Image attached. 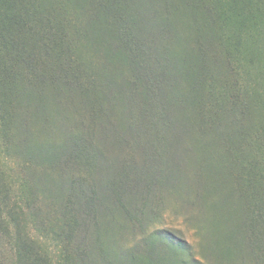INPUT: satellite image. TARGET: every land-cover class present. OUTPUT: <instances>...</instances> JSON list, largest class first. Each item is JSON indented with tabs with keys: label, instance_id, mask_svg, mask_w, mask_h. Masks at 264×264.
<instances>
[{
	"label": "trees",
	"instance_id": "trees-1",
	"mask_svg": "<svg viewBox=\"0 0 264 264\" xmlns=\"http://www.w3.org/2000/svg\"><path fill=\"white\" fill-rule=\"evenodd\" d=\"M157 1L158 11L149 6V0H138V2L135 0H0V108H3L0 117V135L7 138L6 127L10 125L15 116L13 101L20 102L18 106L30 105L33 109L44 95L45 83L41 80L44 72L36 68L38 61L34 58V54H45L50 58L63 59L62 53L66 52L67 48L62 44L59 22H56L59 16L58 11L61 9L57 7L70 3L79 13L86 14L87 10H90L95 15V21L83 31L82 39L88 45L93 44L94 49H104L109 57L111 56L110 50L114 49L115 52L112 54L115 60L121 63L130 64L129 60H131L132 64L129 68L131 72L127 71L128 77L123 79L124 89L128 86L139 91L147 79L148 84H144L146 92L143 98L140 92L133 94L131 91L127 96L125 95L126 100L122 113L130 118L129 133L132 134L138 130L140 141L143 143L145 140L149 141L159 157L175 145L180 146L185 136L188 140L189 135L192 134L191 126L192 129L194 127L190 123L191 113H188L190 114L189 119L185 120L186 131L183 128L182 136L178 139L173 133L175 128L168 117L170 113H168L167 103L160 90L158 96L164 99L162 104L155 95L152 97V89L155 85L161 89L160 84L153 80L152 75V79H149L143 72H140L133 61L138 56L139 46L136 47V41L142 37V35L139 36L140 33L148 32L149 28L156 30L155 25H158L159 29L162 27L171 29L174 35L179 27L182 31L177 33L175 43L179 45L180 37L186 36L188 47L184 52L180 51V55L176 54L177 59L181 62V66L182 62L187 63L191 69V74L189 73L191 77L196 74L193 82L194 88L192 86L191 90L189 88L187 96L188 99L193 98L195 92L197 94L195 96L200 97L196 102L194 101L201 111L197 121L199 130L212 135V143L204 144L200 151L199 155L203 160L196 157L195 163L200 165L198 167L204 173L205 168H213L217 171L216 163L213 164L210 161L211 159L214 162L215 157H220L223 153L221 143L216 141L217 134L223 138L227 147H239L240 150L246 152L244 160L236 154L235 163L241 164L243 170L235 176L230 175V178H233L231 179L233 184H228L226 179L216 178V172H211L206 175V182L202 185L200 196L202 207L209 209L219 218L221 215L224 217L225 229L218 237L217 249L214 253L216 264H235V262L264 264V0ZM164 8L171 9V11L166 17H161L159 12ZM26 21H28L27 25ZM32 21L45 31H53V34H49L52 37L42 40L34 36ZM54 35L58 37L55 39ZM79 57L80 54L77 60ZM74 61L72 60V63H75ZM141 65L147 72L145 64L141 63ZM76 67L80 72L75 73L71 69L73 78L79 77L82 73L83 67L79 63H75L73 68ZM24 69L28 75L30 74V78H35L29 81V86L23 82L26 77L23 73ZM214 70L219 72V76L212 74ZM242 74L249 81H243ZM36 80H38L37 83H35ZM137 82H139L138 87H132ZM71 83L70 80L68 85L73 89ZM247 86H249L248 89ZM80 87L82 89L85 86L80 84L78 89ZM92 88L95 93L92 102L94 104L99 100L102 102V94L97 90L95 83ZM85 93H89L88 87L82 91V94ZM145 94L148 103L141 109L139 105L142 99H146ZM118 98L122 100L123 93H119ZM207 101L211 103L204 105ZM189 104L192 109L191 101ZM39 107L37 105L33 113ZM158 112H161L160 117ZM241 119L246 120V124L239 126V131H236L235 127ZM247 121L248 127H246ZM149 122L155 123L153 134H150L149 125L145 124ZM221 127L224 130H220ZM253 148L257 155L253 152ZM74 158L76 165L80 167V174L72 175L70 183L71 187L76 186L81 197L79 196L80 200L76 202V205L66 206L62 219L63 228L61 227L63 233L53 231V240L66 248L70 246L71 241L76 239L75 236L85 238L93 226H99L97 212L100 213V208L105 206L106 201L113 197L114 200L111 201L125 203L127 190L135 185H141L142 203L133 211L129 210L126 204L124 208L125 215L129 217L128 222L133 220L132 223L134 222L135 226L139 224L147 213L144 201L148 192L152 190L154 179L150 180L148 174L142 184L124 185V181L132 180L123 173V169H127L126 165H123L114 172L108 184V196L106 195L105 199L96 196L93 200L94 182L90 180L88 182V177L92 176L95 169L96 155L81 148L76 150ZM163 160L164 158H160L159 162ZM163 167L164 165L159 168ZM161 175L162 173H159L157 182H160ZM136 180L141 181L139 175ZM67 183L68 181L63 183V189ZM235 183L238 184L237 187L233 186ZM142 185L144 186L143 191ZM171 189L173 194L180 193L179 188L173 184ZM87 193L91 194L88 198H86ZM33 198L30 186L26 181H22L19 184L16 198L9 204L11 200L9 187L4 182V176L0 171V233L9 239L14 253L13 263L91 264L88 259L94 255L100 256L102 264L121 262V260L118 263L113 261L101 245L93 248L82 245L73 246L74 254L72 251H65L61 245L51 248L46 241L48 239L45 234L46 228L37 224V215L32 211ZM22 200L28 207L27 210L17 203ZM148 214L150 223L160 220L158 215L151 214V212ZM28 218H31L34 223L35 233L33 234L28 229ZM114 224L119 229H124L126 225L123 222ZM11 227L13 232L10 230ZM170 231L172 230H169L168 234L171 233ZM90 235L91 238L94 235V240L98 241L96 236H101V230L97 227L96 231ZM146 237L148 242H146L145 251L126 256L123 258V264H183L173 262L174 260L168 262L169 257L173 255L175 257L176 251L168 246L166 237H160L159 232L155 231ZM158 245H161L163 250L159 251ZM165 245L172 251L171 254L163 247ZM181 250L179 248L178 252ZM192 264L205 263L195 260Z\"/></svg>",
	"mask_w": 264,
	"mask_h": 264
},
{
	"label": "rangeland",
	"instance_id": "rangeland-1",
	"mask_svg": "<svg viewBox=\"0 0 264 264\" xmlns=\"http://www.w3.org/2000/svg\"><path fill=\"white\" fill-rule=\"evenodd\" d=\"M135 1L138 2V0ZM149 2V6L156 11L159 10L157 0H149ZM60 7L56 22H59L62 44L68 51L62 53V60L50 58L45 54H34V58L38 61L36 68L44 72L41 80L45 83L43 87L45 93L33 109L30 105L18 106L20 102L13 101L15 116L10 125L6 127L7 138L0 135V171L4 176V182L9 187L11 199L9 204L16 198L19 184L26 181L33 193L32 211L37 215V224L46 228L45 234L48 236L46 241L51 248L61 245L53 240V231L63 233L62 219L66 206L76 205V202L80 200L78 189L76 190L75 185V187H71L70 180L75 173L80 174V167L76 165L74 156L77 149L84 148L90 154L95 153L96 155L95 169L92 176L88 177V182L89 180L94 182L93 200L96 196L102 199H105L106 195L108 196V184L111 182L114 172L123 165L127 167V169H123V173L132 180L124 181V185L142 184L148 174L150 180L154 179V184L144 201L147 207L146 216L142 217L139 224L135 226L134 222L132 223L133 220L128 222L129 217L125 215L124 208L126 204V207L133 211L142 203L140 199L143 194L141 185H135L129 188L128 192L126 191L128 195L125 198V203L111 201L114 200L111 197L106 201L105 206L100 208V213L97 212L99 223L97 227L101 230V236H96L98 241L94 240V235L91 238L90 233H94L97 229L96 226H93L85 238L75 236L76 239L71 241L70 246L64 248L61 245L65 251H72L74 254L73 246L82 245L93 248L101 245L113 261L118 263L121 260L118 264H123V258L126 256L145 251V245L148 242L146 235L155 231L159 232L160 237H166L168 246L173 247V250L176 251L175 257L174 255L169 257L168 262L174 260L173 262L192 264V261L199 260L205 264H216L214 253L217 249L218 237L225 229L224 217L221 215L219 218L209 209L202 207L200 200L202 185L206 182V175L211 172H216V178L226 179L228 184H233L234 182L231 180L233 178H230V175L235 176L243 170L241 164L235 163L236 154L244 160L246 152L240 150L239 147H227L223 138L217 134L216 141L221 143V152L223 153L220 157H215L214 162L210 159L213 164L216 163L217 171H214L213 168H205L204 173L202 169H199L200 165L195 163L196 157L203 160L199 155L200 151L204 144L212 143V135L199 130L197 121L201 111L195 102L200 97L195 96L197 95L195 92L193 98L189 97L188 99L187 96L189 88L191 86L194 88L193 82L196 74L191 77V69L187 63L182 62V67L181 62L177 59L176 54L180 55L188 47L187 37H180V44L177 45L175 43L176 35L182 29L178 27L172 35L171 29L162 27V25V29H159L158 25H155L156 30L149 28L148 32L140 33L139 36L142 35V37L136 41V47H139L137 59L133 60L135 66H138L140 69L138 70L149 79H152V75L153 80L160 84L161 89L156 85L152 89V97L155 95L161 104L165 99L168 113L171 115L168 117L172 120L175 128L173 133L178 139L182 136L183 128L186 131L185 120L189 119L190 114L188 113L192 115L190 123L194 128L192 129L191 126L192 134L189 135L188 140L185 136L183 144L175 145L159 157L150 146L149 141L145 140L144 143L140 141L138 130L132 134L129 133L130 118L122 113L126 96L131 91L133 94L140 92L143 98V94L146 92L145 85L148 84L147 79L139 91L128 86H125L124 89L123 79L128 77L127 71H130L131 60H129L130 64L121 63L115 60L112 54L115 52L114 49L110 50V58L104 49H94L93 44L88 45L82 39L83 31L95 21V15L90 10H87L86 14L79 13L70 3L57 8ZM170 11L171 9H161L159 15L166 17ZM51 17L54 19L53 15ZM31 23L34 36L42 40L52 37L49 34H53V31H45L33 21ZM184 23L187 24V22ZM27 24L28 21H26ZM57 37L54 35L55 39ZM79 50L80 52H78ZM78 54L80 57L77 60ZM72 60L83 67L79 77H72L71 69L75 73L80 72L77 67L73 68L75 63H72ZM140 62L145 64L147 72L144 71ZM23 73L26 74L23 82L29 86V81L35 78H30V74L28 75L25 69ZM192 73L194 74L193 71ZM212 74L219 76L217 70L212 71ZM131 76L132 74L129 75L130 78ZM241 77L243 81H249L244 74ZM70 80L73 89L68 85ZM37 82L38 80L35 81V83ZM93 83L103 97L102 102L99 100L96 104L92 102L95 94L92 88ZM138 83L133 84L132 87H138ZM80 84L85 87L78 89ZM86 87H88L89 93L82 94ZM246 88L248 89L249 86ZM51 89H53V93H51ZM159 90L163 100L158 96ZM119 93L124 95L122 100L118 98ZM147 95L149 96V94ZM145 97L146 99H142V103L139 105L141 109L148 103L146 94ZM189 101L192 103V109ZM210 103L207 101L204 105ZM37 105L40 107L33 113ZM2 109L0 108V117ZM160 110L162 109L160 108ZM157 114L160 117L161 112ZM238 122L240 123H237L236 131H239V126L246 124V120L241 119ZM145 124L149 125L150 134H153L155 123ZM248 126L247 121L246 127ZM219 129L224 130L222 127ZM252 150L257 155L255 149ZM160 158H164V160L159 162ZM163 165L164 167L160 169L159 167ZM159 173H162L161 180L157 182ZM138 175L141 179L140 182L136 180ZM67 181L68 183L64 185L63 189V183ZM172 184L179 188L180 193H172ZM233 186L237 187L238 184L235 183ZM143 190L144 186L142 185ZM90 195L87 193L86 198ZM17 203L22 205L25 210L28 209L24 200ZM149 212L158 215L160 220L150 223ZM27 222L30 232L35 233L31 218H28ZM117 222L125 223V228L119 229L114 224ZM10 230L13 232L12 227ZM169 230H172L170 234H168ZM155 247L156 245L153 248L155 249ZM163 247L169 251V254L172 253L166 245ZM158 248H160L159 251L163 250L161 245H158ZM179 248L182 249L181 252H178ZM99 257L94 255L88 259V262L102 264ZM13 258L14 253L9 239L0 233V264H15ZM235 264L238 263L235 262Z\"/></svg>",
	"mask_w": 264,
	"mask_h": 264
}]
</instances>
